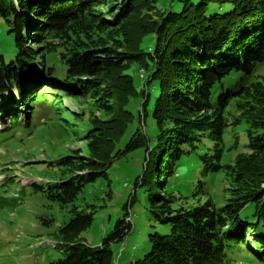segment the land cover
<instances>
[{
    "label": "trees",
    "instance_id": "1",
    "mask_svg": "<svg viewBox=\"0 0 264 264\" xmlns=\"http://www.w3.org/2000/svg\"><path fill=\"white\" fill-rule=\"evenodd\" d=\"M0 21L12 43L0 46V116L11 129L15 95L26 119L35 105L59 110L62 97L111 116L93 122L83 154L55 161L58 180L32 187L73 213L54 246L59 264H114L110 245L132 234L136 206L169 233H142L148 251L130 264H264V0H0ZM241 126L243 152L222 165L238 147L236 136L225 148L223 134ZM133 157L138 170L124 175ZM189 162L224 172L222 205L188 208L173 195L169 179ZM110 170L129 196L90 247L80 236L93 210L73 204L97 181L110 197Z\"/></svg>",
    "mask_w": 264,
    "mask_h": 264
},
{
    "label": "rangeland",
    "instance_id": "2",
    "mask_svg": "<svg viewBox=\"0 0 264 264\" xmlns=\"http://www.w3.org/2000/svg\"><path fill=\"white\" fill-rule=\"evenodd\" d=\"M0 29V46L12 50V43L5 33L6 26L1 21ZM15 98L16 105L21 108L18 95ZM55 106L58 105H35L29 119L25 118L26 110L19 108V126L13 123L12 129L9 116H0V264H59L62 254L60 247L54 246L61 244L59 230L73 218V213L60 209L57 203L41 193L35 194L32 187H46L58 180L60 175L55 161L73 152L83 154L82 149H86L87 143L84 137L93 122L111 118L94 109L86 98L62 97L59 110L54 109ZM244 129L241 126L224 132V147L228 148L236 136L238 147L223 154L222 165L233 162L236 155L243 152ZM119 170L127 176L135 173L137 158H131ZM202 173L197 164L189 162L178 168V177L169 179L170 191L182 198L183 206L193 207L208 198L217 205L224 203V172ZM109 174L113 181L110 197L105 182L97 181L86 186L73 204L78 212L93 210V222L80 236L90 247H99L107 238L122 216V206L129 196V189H125V181L120 175L112 170ZM132 211L134 231L124 243L110 245L114 264H130L142 258L148 251L144 237L148 232L169 233L167 225L154 224L149 228L147 215L141 213L138 206ZM247 240L250 239L247 237Z\"/></svg>",
    "mask_w": 264,
    "mask_h": 264
}]
</instances>
